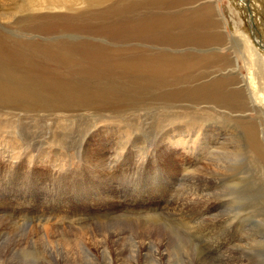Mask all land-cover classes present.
Segmentation results:
<instances>
[{"label": "rangeland", "instance_id": "obj_1", "mask_svg": "<svg viewBox=\"0 0 264 264\" xmlns=\"http://www.w3.org/2000/svg\"><path fill=\"white\" fill-rule=\"evenodd\" d=\"M89 1L0 0V264H264V0Z\"/></svg>", "mask_w": 264, "mask_h": 264}, {"label": "bare ground", "instance_id": "obj_2", "mask_svg": "<svg viewBox=\"0 0 264 264\" xmlns=\"http://www.w3.org/2000/svg\"><path fill=\"white\" fill-rule=\"evenodd\" d=\"M39 1V0H38ZM42 2L44 1V0H41ZM47 1H49V0H47ZM56 1V0H55ZM63 1V0H62ZM81 1V0H80ZM86 1V0H85ZM88 1V3L90 2L89 0H87ZM245 1V0H244ZM52 2V1H51ZM251 2H253V1H251ZM82 3H84V1L82 2ZM85 3H87V2H85ZM242 3H244V5H245V7H246V9H247V3H245V2H242ZM254 3H256V2H254ZM253 4V3H252ZM260 5V4H259ZM263 5V4H262ZM217 6V5H216ZM198 7V6H197ZM203 7V6H202ZM209 6H206V7H204L203 9H200L201 11H197V12H194V13H191V14H193L194 16H196V18L195 17H191V22H193V23H195L194 25H198V26H200V27H203L204 28V26H207V22H210L209 21V18H210V11H206V10H209V8H208ZM195 9V8H194ZM193 9V10H194ZM197 10V9H196ZM14 11V10H13ZM195 11V10H194ZM186 13V12H185ZM190 14V15H191ZM207 14H208V18H207ZM189 15V14H188ZM10 16V15H9ZM249 16H250V13H249ZM190 17H189V19H190ZM218 17H220V20H222V18H221V16L220 15H218ZM1 20V19H0ZM163 20V19H162ZM187 20V19H186ZM230 20V19H229ZM160 21L161 20H158L157 22H151V23H147L149 26H151V27H147V30H149V28H152V31L155 33V34H158V35H161L162 34V31H164V29H162V27H161V23H160ZM175 21H176V19H175ZM181 21V20H180ZM188 21V20H187ZM204 21H206V22H204ZM182 22L183 23H185L186 25L188 24V22H186L185 21V19L184 20H182ZM252 20H250L249 21V24L252 26ZM177 25V24H176ZM179 26V25H178ZM158 27H159V29H162V30H158ZM194 28H195V26H194ZM197 28V27H196ZM195 28V30H197ZM206 28V27H205ZM182 29V28H181ZM161 32V33H157V32ZM184 31V30H183ZM181 32V31H180ZM187 32V31H186ZM252 32H253V30H252ZM215 39V37H213L212 35L210 36H207L206 38H203V39H200V41H202V42H206V43H209V42H211V41H213ZM179 40H180V42H188V41H190V40H193V41H197V40H199V38H197L196 36H195V33H193V34H189V33H183V34H180V36H179ZM255 42V41H254ZM256 43L258 44L259 43V40H257L256 41ZM184 44V43H183ZM250 52L254 55V53L250 50L249 51V54H250ZM255 56H256V58H258V56H257V52L255 53ZM160 73H163L164 72V70L162 69V70H160L159 71ZM230 72V71H229ZM7 73V72H6ZM228 73V72H227ZM222 75H223V73H222ZM225 75V74H224ZM216 76H218V75H216ZM149 79H151V78H149ZM149 79H147V80H149ZM249 79V78H248ZM212 83L211 84H207V85H205L206 87H208V88H205V87H200V88H198V89H196L193 93L195 94V95H193V94H190V93H187V92H185V91H180L179 92V94H178V97L182 100V101H186V99H187V97H191L192 98V100H191V102H193V103H195V102H197L198 100H199V97L197 96V95H200V94H211L212 92H211V89L210 88H214V89H219L218 88V85H217V83L215 82V81H211ZM229 82V81H228ZM210 83V82H209ZM225 84V83H224ZM45 86H46V84L44 83V84H42V85H40L39 86V88H38V90L39 91H41V92H46L47 91V89H45ZM186 86V85H185ZM188 86V85H187ZM250 86V87H249ZM253 86V83H252V80H250L249 79V84H248V86H246V89L249 91V89L251 88ZM3 87H5V84H2L1 82H0V89L1 88H3ZM76 87V86H75ZM241 87V86H240ZM234 88V87H233ZM238 88V87H237ZM84 89V88H83ZM60 92L61 93H64V94H71V93H74V91H73V89L71 88V86H67V85H64V86H62L61 88H60ZM24 93H25V91H24ZM27 96V95H26ZM32 98H35L34 96L32 97ZM53 99V98H52ZM250 101V100H249ZM22 102V101H21ZM35 102H37V101H35ZM185 103H190V102H185ZM5 104V103H4ZM11 104V103H10ZM12 104H14V103H12ZM12 104H11V106H12ZM28 104H31V103H28ZM252 104V103H251ZM15 105H16V102H15ZM40 106H41V104H40ZM251 106V105H250ZM253 106V105H252ZM16 107H17V105H16ZM42 107V106H41ZM251 109H253V108H251ZM236 110V109H235ZM38 112V111H37ZM170 112V111H169ZM253 112H254V110H253ZM231 115V114H230ZM237 115V114H236ZM246 116H244V115H240L239 116V119L241 120H243V118H245ZM259 123V122H258ZM212 125V124H211ZM213 126V125H212ZM215 126V125H214ZM261 126V125H260ZM209 127V126H208ZM196 128V127H195ZM205 128V127H204ZM219 128V127H218ZM224 128V127H223ZM199 129V128H198ZM201 129V128H200ZM221 129V128H220ZM230 129V128H229ZM232 129L233 128H231V131H232ZM204 130V129H203ZM207 130V129H206ZM222 130H224V129H222ZM225 130H228L227 128H225ZM228 131H230V130H228ZM227 131V132H228ZM215 132V131H214ZM218 132V131H217ZM225 132V131H224ZM233 133H235L234 131H232ZM206 133V132H205ZM218 133H220V132H218ZM218 133H215V134H218ZM233 133H232V135H233ZM236 133H237V131H236ZM262 133H264V132H262ZM207 134V133H206ZM227 134V137H228V133H226ZM225 134V135H226ZM239 134V133H238ZM211 136V135H210ZM242 136V135H241ZM214 137V136H213ZM217 137V136H216ZM225 137V136H224ZM227 137H226V139H227ZM234 137H235V134H234ZM211 138V137H210ZM240 138V137H239ZM239 138H238V140H239ZM242 138V137H241ZM264 138V137H263ZM217 138H215V140H216ZM231 139H232V137H231ZM230 139V140H231ZM223 140V139H222ZM237 140V139H236ZM210 141H211V139H210ZM224 141V140H223ZM234 141V140H233ZM225 142V141H224ZM230 142H232V140L230 141ZM209 143V142H208ZM235 143V142H234ZM238 144H241V143H239V141H238ZM237 144V145H238ZM247 144L248 145H245V151L247 152V153H250V154H252L253 153V155L256 157V155H255V153L253 152V148H254V142L253 141H251L250 140V138H248V142H247ZM228 145V144H227ZM237 145H236V147H237ZM212 146V145H211ZM219 146V145H218ZM230 146H231V144H230ZM209 147V146H208ZM216 148V147H215ZM214 148V149H215ZM226 148H229V147H226ZM234 148V147H233ZM238 148V147H237ZM223 149V148H222ZM220 151V150H219ZM230 151V150H229ZM210 152H212V151H210ZM222 152H224V151H222ZM226 152H227V150H226ZM226 152H224V153H226ZM233 153V152H232ZM245 155V154H244ZM237 156V155H236ZM217 157V156H216ZM220 157V156H219ZM233 157V156H232ZM220 159V158H219ZM236 160H239L238 158L236 159ZM242 160V159H241ZM240 160V161H241ZM94 161V160H93ZM222 161V160H221ZM224 161V160H223ZM226 161V160H225ZM224 161V162H225ZM230 161V160H229ZM232 161V160H231ZM217 163V162H216ZM226 163V162H225ZM241 163V162H240ZM233 164V163H232ZM219 166V165H218ZM97 168V167H96ZM219 168V167H218ZM226 169V168H225ZM229 169V168H228ZM244 169V168H243ZM227 170V169H226ZM246 170H248V168H246ZM103 171V170H102ZM242 171V170H241ZM244 171H245V169H244ZM243 172V171H242ZM248 172V171H247ZM264 172V171H263ZM193 177H195V176H193L192 175V178ZM215 178V177H214ZM253 178V177H252ZM257 177H255V179H256ZM262 178V177H261ZM259 178H257L256 180H258ZM204 180V179H203ZM260 180H263V179H260ZM259 180V181H260ZM197 182V181H196ZM236 182V181H235ZM258 182V181H257ZM208 183V182H207ZM230 183V182H229ZM193 184V183H192ZM231 184V183H230ZM251 184H253V183H251ZM239 185H240V183H239ZM243 185V184H242ZM196 186V185H195ZM237 187H239L238 185H237ZM235 188V187H234ZM255 188H256V186H255ZM254 188V189H255ZM240 189V188H239ZM253 189V190H254ZM236 190V189H235ZM237 191V190H236ZM247 191V190H246ZM252 191V190H251ZM255 191V190H254ZM258 192V191H257ZM234 193V192H233ZM235 194V193H234ZM200 195V194H199ZM243 196H244V194H242ZM241 195V196H242ZM247 195V194H246ZM250 195V194H249ZM248 196V195H247ZM245 197V196H244ZM190 199V198H189ZM243 201V200H242ZM253 207V206H252ZM256 209V208H255ZM256 211V210H255ZM217 213V212H216ZM224 213V212H223ZM239 213V212H238ZM248 218V217H247ZM246 219V218H245ZM247 220V219H246ZM117 221V220H116ZM213 221V220H212ZM135 225V224H134ZM105 226V225H104ZM260 226V225H259ZM148 227V226H147ZM95 230H96V228H95ZM248 230V229H247ZM101 231V230H100ZM248 232V231H247ZM144 236V235H143ZM157 236V235H156ZM253 237V236H252ZM145 238V237H144ZM251 238V237H250ZM164 239V238H163ZM253 239V238H252ZM252 239H250V241L252 240ZM256 239V238H255ZM258 241V240H257ZM139 242V241H138ZM166 242V241H165ZM164 242V243H165ZM158 243H159V241H158ZM247 243V242H246ZM154 247V246H153ZM262 247V246H261ZM162 253V252H161ZM156 254V253H155Z\"/></svg>", "mask_w": 264, "mask_h": 264}]
</instances>
